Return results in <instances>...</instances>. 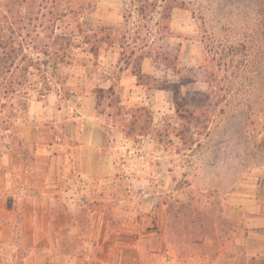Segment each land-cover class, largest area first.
<instances>
[{
    "label": "rangeland",
    "instance_id": "obj_1",
    "mask_svg": "<svg viewBox=\"0 0 264 264\" xmlns=\"http://www.w3.org/2000/svg\"><path fill=\"white\" fill-rule=\"evenodd\" d=\"M90 1L82 21L111 43L58 69L66 93L31 95L22 111L0 101V264H251L264 254V0H185L165 27L159 9L129 16L130 0ZM134 47L150 54L138 83ZM111 84L114 98L99 92ZM83 95L96 97L103 151L120 156L122 192L86 199L65 180L43 184L51 163L37 154L68 142L69 97Z\"/></svg>",
    "mask_w": 264,
    "mask_h": 264
},
{
    "label": "trees",
    "instance_id": "obj_2",
    "mask_svg": "<svg viewBox=\"0 0 264 264\" xmlns=\"http://www.w3.org/2000/svg\"><path fill=\"white\" fill-rule=\"evenodd\" d=\"M91 4L90 0H0V101L16 100L22 111L31 95L41 100L53 90L66 93L65 79L58 69L72 64L78 50L97 58L102 47L112 40L106 28L94 29L82 21L90 12ZM187 5L185 0H130L126 13L145 16L159 9L156 25L160 27L169 20L171 10ZM129 36L128 33L121 35V50L126 49ZM144 48L136 51L134 47L129 52L136 83L148 79L141 70L144 59L150 58ZM156 55L163 62L169 56L167 53ZM210 77L212 80L216 74L212 72ZM222 81L225 80H213ZM155 89L165 90L164 87ZM99 92L114 98L112 85L100 88ZM184 112L193 114L188 105ZM146 129L140 127L141 132Z\"/></svg>",
    "mask_w": 264,
    "mask_h": 264
},
{
    "label": "crops",
    "instance_id": "obj_3",
    "mask_svg": "<svg viewBox=\"0 0 264 264\" xmlns=\"http://www.w3.org/2000/svg\"><path fill=\"white\" fill-rule=\"evenodd\" d=\"M68 83L69 86L74 87L73 83ZM69 98L70 102H73L72 99L76 101L77 114L65 121V129L69 131L68 135H65V140L68 142L53 143L37 154L39 161L51 163L48 179L44 178V174L42 175L43 180L45 179L43 184L48 185L47 188H49L51 186L48 184L49 179L56 183L65 180L64 186L68 185L73 192L76 187H79L83 193L81 197L85 194L86 199L90 198L88 194L90 190L103 192L104 194L109 190L122 192L121 189L124 186L121 183H115L117 169L114 168L115 165L119 164L117 158L120 156L117 152L109 154L103 151L106 144V131L95 115L96 106H98L95 95L70 96ZM25 142H30V140L25 139ZM116 142L124 143L121 136H117ZM40 164L43 165L42 163ZM27 185L31 187L32 184L30 186L29 184ZM57 187L60 190L64 188L61 185H57ZM73 192L68 197V201L71 202L69 204L76 206V197L72 195L74 194ZM97 199L94 198V200ZM68 220L75 222L76 217L68 215ZM109 221L107 217L101 221L104 236L106 235V224ZM250 260L251 264H264V254H251Z\"/></svg>",
    "mask_w": 264,
    "mask_h": 264
}]
</instances>
